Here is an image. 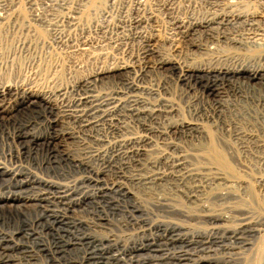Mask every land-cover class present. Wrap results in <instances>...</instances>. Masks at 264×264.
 Listing matches in <instances>:
<instances>
[{"label": "bare ground", "instance_id": "bare-ground-1", "mask_svg": "<svg viewBox=\"0 0 264 264\" xmlns=\"http://www.w3.org/2000/svg\"><path fill=\"white\" fill-rule=\"evenodd\" d=\"M102 1L0 0V36H17V47L29 50L37 35V46L66 48L70 74L103 63L48 91L1 83L0 112L27 106L64 117L62 129L50 120L52 134L40 138L72 146L67 157L86 173L82 180L108 185L133 211L148 212L149 203L261 235L264 204L254 199L252 184L264 194V0H105L98 6ZM179 2L192 12H177ZM243 4L259 10L245 11ZM201 7L207 14L199 17L194 10ZM158 10L166 12L170 32L189 41L184 59L156 42ZM97 12L100 18L85 22ZM136 43L137 55L115 61ZM5 56L1 50L0 63ZM197 58L201 64H193ZM175 85L200 92L189 116Z\"/></svg>", "mask_w": 264, "mask_h": 264}, {"label": "rangeland", "instance_id": "rangeland-1", "mask_svg": "<svg viewBox=\"0 0 264 264\" xmlns=\"http://www.w3.org/2000/svg\"><path fill=\"white\" fill-rule=\"evenodd\" d=\"M184 4L178 3L177 12H192ZM242 8L259 10L254 4ZM22 10L25 15L30 12L24 2ZM160 11L159 20L153 23L156 42L170 55L185 58L191 50L189 41L170 32L169 18ZM194 13L201 17L207 10L196 8ZM260 15L264 19V12ZM91 16L85 22L100 18L99 13ZM113 17L107 21H115ZM43 34L39 38L47 36ZM16 39L11 34L0 36V51L11 54L0 63V84L48 91L72 77L68 69L71 53L66 48L37 46L36 35L26 50L17 47ZM131 46L120 50L115 61L137 55L139 45ZM192 62L198 64L202 59ZM100 64L88 62L73 75ZM175 86L177 101L189 116V107L200 92ZM56 115L27 106L13 111L12 105L0 112V264H264V232L251 236L249 228H221L208 220L199 223L149 203L148 212L133 211L120 196L106 190L108 185L83 181L86 173L67 157L72 146L58 140L48 145L40 138L52 134L46 125L50 120L56 121L58 131L66 125L67 120ZM252 186L254 199L264 204L263 192Z\"/></svg>", "mask_w": 264, "mask_h": 264}]
</instances>
